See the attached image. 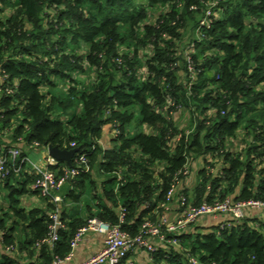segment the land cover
I'll return each instance as SVG.
<instances>
[{
  "label": "trees",
  "instance_id": "1",
  "mask_svg": "<svg viewBox=\"0 0 264 264\" xmlns=\"http://www.w3.org/2000/svg\"><path fill=\"white\" fill-rule=\"evenodd\" d=\"M203 4L0 0V159L6 167L0 264L64 258L92 218L135 236L146 219L156 222L164 213L173 185L172 204L180 195L194 206L226 199L264 203V0L223 1L201 24L196 15ZM157 6L166 11L146 22ZM7 9L12 13L3 17ZM188 19L197 38L183 54L175 41ZM11 85L17 86L7 94L4 86ZM181 108L191 113L190 131L176 122ZM106 127L112 134L103 146ZM48 146L77 150L70 164L48 165L57 177L78 169L65 179L70 186L57 205L53 194L40 193L38 175L23 161V147ZM14 147L19 155L13 158ZM81 155L85 162L78 164ZM198 159L199 183L191 191L183 171ZM29 194L43 205L25 209ZM57 208L64 229L48 244ZM249 221L166 233L179 246L160 247L149 264H193L191 257L196 264H264V224Z\"/></svg>",
  "mask_w": 264,
  "mask_h": 264
},
{
  "label": "built area",
  "instance_id": "2",
  "mask_svg": "<svg viewBox=\"0 0 264 264\" xmlns=\"http://www.w3.org/2000/svg\"><path fill=\"white\" fill-rule=\"evenodd\" d=\"M204 22H201L203 24ZM17 85L4 86L5 92L7 94L13 93L14 88ZM2 86L0 85V93L2 91ZM38 146L37 144H35ZM74 144H72L73 146ZM47 157L48 154L47 147H43ZM9 154L14 158L19 155V150L14 147L9 149ZM52 158L49 160L52 163ZM24 162L28 163L27 157H24ZM85 157L81 155L77 160V163H84ZM49 163V164H50ZM20 170V166L15 169ZM32 172L38 175L35 182V186L39 188L40 193L43 196L52 195V201L56 205L62 202V194L60 193L62 187L65 184L66 178H73L78 174L77 168H72L67 170L65 176L57 177L52 171L47 167H41L38 165H32ZM189 165L185 167L183 174H189ZM6 173V167L4 161L0 159V177L4 178ZM176 186L173 185L168 191L166 196V203L162 204L164 213H162L156 222H152L146 219L140 228V231L135 236H130L128 233L123 231L119 224H110L105 221L99 220L97 218H92L88 220L87 224L80 228L75 234L73 240L71 241L70 251L68 255L64 258H53L50 264H66L71 260L74 250L78 246L79 242L82 240L83 236L89 232L94 231L103 235V247L92 257H90L86 262L81 264H120V262L128 258V263L132 264V256L134 254L143 252L147 256V264L152 262V254L155 253L160 247L164 245L179 246V239L168 238L166 233H184L187 231L191 222L202 215H212L216 220L219 217H226L225 220H221L219 227H230L233 224H239L244 218V213L247 207L252 205H264L261 202L248 201L243 203H233L226 199L223 202H217L215 204H208L203 202L198 206L190 205L187 203L186 197L180 195L178 197V210L179 214L175 220L170 221L168 213L170 211L173 197L175 194ZM122 218H120L121 220ZM50 232L48 237L44 240L48 244H53L56 240V231L58 229H64V225L58 219V208L50 214ZM9 249V248H8ZM12 253V252H11ZM189 261L196 264V260L191 257Z\"/></svg>",
  "mask_w": 264,
  "mask_h": 264
},
{
  "label": "rangeland",
  "instance_id": "3",
  "mask_svg": "<svg viewBox=\"0 0 264 264\" xmlns=\"http://www.w3.org/2000/svg\"><path fill=\"white\" fill-rule=\"evenodd\" d=\"M227 1V0H205L204 2L201 0V3L203 4V10L200 14L196 15L197 21L208 23L209 20L207 17L213 15V14H218L219 13V5L221 2ZM195 9H197V6H194ZM194 9V10H195ZM166 11V6L164 7H154L148 11V18L146 22L153 23L155 18L162 12ZM12 13V10H6L2 14L3 17L8 16L9 14ZM195 22L193 20L188 19L186 26L182 30V38L180 40H176L175 44L177 46V51L182 52L183 54H187L191 52L190 46L192 44V41L196 37V27H195ZM144 54L148 55L151 53L150 48H145L143 51ZM141 73H145V67H142ZM180 74L182 71L179 72ZM191 113L187 109H180L178 112L175 113V118L176 122L179 125L180 128L186 129L187 131H190L192 129V118H191ZM108 136V134H107ZM105 136L103 140H107L108 137ZM238 142L242 140V136L238 137ZM191 167V168H190ZM202 167V161H193L191 164H189V178H188V185L191 191L198 185L199 183V176L198 173L196 172V169H200ZM214 171V170H213ZM98 178V176H95ZM229 200V199H228ZM234 203V202H233ZM212 215H202L198 218H195L193 222L189 225L187 230H192L195 225H205V227H211V223H215V220L212 218ZM244 217H247L249 219V224L255 226L256 228H259V224H264V205H252L246 208ZM256 217V218H254ZM256 220V222L254 221ZM204 230V229H202Z\"/></svg>",
  "mask_w": 264,
  "mask_h": 264
},
{
  "label": "crops",
  "instance_id": "4",
  "mask_svg": "<svg viewBox=\"0 0 264 264\" xmlns=\"http://www.w3.org/2000/svg\"><path fill=\"white\" fill-rule=\"evenodd\" d=\"M108 134V136H107ZM111 130L108 129V127L105 128V134L104 137L107 136L108 139L100 141L99 143L102 144L103 146H107L109 139L111 138ZM24 150H26V157L28 159V164H29V168H26L27 170L29 169V171H32V165H38L41 167H47L48 165H53L56 162L54 160H51L52 163L49 162V160L51 159V157H47L45 151L43 150V147H38L36 149H29L26 147H23ZM196 161V160H195ZM198 161H201L200 159H198ZM50 163V164H49ZM191 168V167H190ZM196 172H199V168L196 169ZM95 175H98V173H95ZM69 183H65L64 186L62 187L60 193H64L68 187H69ZM189 187V186H188ZM190 189V188H189ZM191 193V191H190ZM2 203L4 205H6V201L5 200H1ZM67 204V203H66ZM42 200L34 194H29L26 195L23 200H22V206L25 207V209H31L34 207H40L42 206ZM179 214V210H178V206L176 203H173L171 205L170 211L168 213V217L170 221L175 220V218L178 216ZM215 220V223H211V226H214L216 224H219L221 220H225L226 217H219L217 220L212 217ZM256 218V217H254ZM200 228L203 227L205 228V225H195L193 228ZM103 241H104V237L102 234L98 233V232H94V231H89L87 232L82 240L79 242L78 246L76 247V249L74 250L73 256L71 258L70 261H68L66 264H81L86 262L90 257H92L95 253H97L99 250L102 249L103 247ZM132 258L136 261L137 264H147V256L145 253L140 252L137 254H134V256H132Z\"/></svg>",
  "mask_w": 264,
  "mask_h": 264
},
{
  "label": "water",
  "instance_id": "5",
  "mask_svg": "<svg viewBox=\"0 0 264 264\" xmlns=\"http://www.w3.org/2000/svg\"><path fill=\"white\" fill-rule=\"evenodd\" d=\"M49 156L55 161H64L67 164H70V160L72 156L76 153V149H70V150H61L57 147L48 146L47 147Z\"/></svg>",
  "mask_w": 264,
  "mask_h": 264
}]
</instances>
